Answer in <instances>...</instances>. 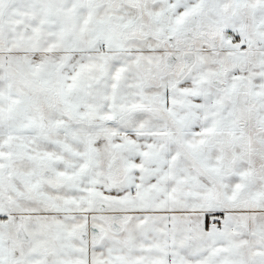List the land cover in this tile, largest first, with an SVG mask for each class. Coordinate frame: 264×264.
<instances>
[{"label":"snow or ice","instance_id":"1","mask_svg":"<svg viewBox=\"0 0 264 264\" xmlns=\"http://www.w3.org/2000/svg\"><path fill=\"white\" fill-rule=\"evenodd\" d=\"M0 264H264V0H0Z\"/></svg>","mask_w":264,"mask_h":264}]
</instances>
